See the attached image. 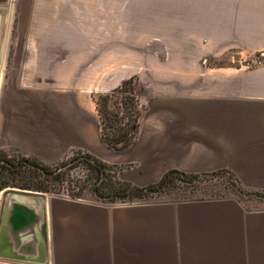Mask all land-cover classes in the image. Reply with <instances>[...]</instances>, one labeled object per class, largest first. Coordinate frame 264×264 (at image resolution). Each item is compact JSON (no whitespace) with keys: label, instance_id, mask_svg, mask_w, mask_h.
Instances as JSON below:
<instances>
[{"label":"crops","instance_id":"0c3cea01","mask_svg":"<svg viewBox=\"0 0 264 264\" xmlns=\"http://www.w3.org/2000/svg\"><path fill=\"white\" fill-rule=\"evenodd\" d=\"M147 1L145 21L135 10L126 33L120 0H84L86 28L73 26L74 0H0V69L12 31L28 36L20 50L31 68L0 83V148L45 162L80 148L129 164L119 178L137 185L169 168L224 169L264 193V0ZM62 51L74 52L73 75L40 80V65ZM260 51V64L242 62ZM131 74L145 89L138 130L112 149L100 138L92 97ZM40 195L10 203L0 264H264L262 203Z\"/></svg>","mask_w":264,"mask_h":264},{"label":"trees","instance_id":"16d2710c","mask_svg":"<svg viewBox=\"0 0 264 264\" xmlns=\"http://www.w3.org/2000/svg\"><path fill=\"white\" fill-rule=\"evenodd\" d=\"M141 90L137 76L131 74L120 80L113 88L96 93L92 97L98 119L100 138L107 146L115 149L123 148L135 138L140 115L138 99L142 95ZM74 157L72 156L70 159ZM67 162L63 158L53 162H45L18 150L6 151L0 148V190L17 188L48 192L66 188L78 195L84 184L76 186L75 190L74 187L70 186L68 179L65 177V173L71 165ZM87 163L96 175V179L90 186L91 192L97 197L109 201L146 197L153 193L172 189L177 185V180L187 184L205 174L225 173L232 176L237 182L236 178L224 169L194 173L175 168L165 170L157 180L143 185L133 184L127 180L111 181L105 178L97 181L107 164L95 157H92L91 161ZM237 185L235 189L239 194H262L260 191L247 189L238 182Z\"/></svg>","mask_w":264,"mask_h":264},{"label":"rangeland","instance_id":"374dc122","mask_svg":"<svg viewBox=\"0 0 264 264\" xmlns=\"http://www.w3.org/2000/svg\"><path fill=\"white\" fill-rule=\"evenodd\" d=\"M83 1L84 0H74V5L78 7L76 11H74L73 14V26L86 28L85 20L87 13L81 6L83 7ZM149 2V0L147 1ZM148 3L147 5H149ZM120 17H121V23H122V29L127 33L128 31V22L130 15L133 17L134 11L136 10L137 13V21L144 22L145 21V11H146V0H120ZM70 31V28L68 29ZM75 29H73L74 31ZM59 38H62L63 41H70V35H59ZM77 36H73V40ZM28 36H24L23 38L21 36H16L14 34V31L12 33L8 34L5 38V48L7 51H4V58L5 63L3 64L2 68L3 73L0 69V83L3 82L4 86L7 82V75H21V76H28L29 74H24V71H29L31 68L22 66L23 63H25L26 52L20 50V43L22 41H27ZM31 41V40H30ZM14 48H17V51H14ZM74 52H58V56L56 59L49 61L46 64L40 65V71L42 73V77H40V80H42L44 77L43 75H50L53 76L55 80H62L65 76H72L73 71L71 70L70 63H71V55ZM221 60H213L209 63H220ZM17 65V67H16ZM39 69V68H38ZM136 75V74H135ZM4 76V77H3ZM137 76V75H136ZM38 77V76H36ZM45 78H47L45 76ZM137 80L139 85L142 88V93L145 89H143L142 82L138 79ZM138 86V85H137ZM107 91V90H106ZM104 92V91H103ZM141 97V96H140ZM138 99V104L140 105V101L142 102V99ZM95 107V106H94ZM96 121L98 126V119L96 114ZM99 130V127H98ZM107 146V145H106ZM109 147V146H108ZM112 148V147H109ZM115 149V148H112ZM72 156H75L73 159H70ZM96 157L94 154L90 153L87 150H83L80 148H75L70 151H68L64 156H62L59 159H64L67 162V164H71L69 168L67 169L65 173V177L68 179V183L70 186L74 187V190L76 189V186L83 185L82 190L80 194H75L71 192V190L60 189L58 191L52 190L48 192H42L43 194L48 195H61L68 198H75V199H84V200H92V201H99V202H140V201H147V200H154V199H163V198H169V199H178V198H191V197H208V196H220V195H233L238 197V199H241L244 201L247 205H257L258 203L264 204V193L261 195L256 194H242L238 193L235 189L237 185V182L234 180L232 176L229 174H205L202 176H199L193 181L188 182L187 184H184L183 181L177 180V185L174 186L172 189L160 192V193H153L146 197H135L130 200H105L101 199L100 197H97L94 195L91 190L90 186L91 183L96 179L95 173L89 168L88 161H91V158ZM88 159V160H87ZM101 160V159H99ZM107 164L103 168V173L99 175L97 178V181H99L101 178H105L111 181L115 180H124L119 178V173L129 167V164L127 163H109L104 160H101ZM66 182V181H64ZM229 183V185H228ZM232 183L233 185H231Z\"/></svg>","mask_w":264,"mask_h":264},{"label":"water","instance_id":"95a60500","mask_svg":"<svg viewBox=\"0 0 264 264\" xmlns=\"http://www.w3.org/2000/svg\"><path fill=\"white\" fill-rule=\"evenodd\" d=\"M30 190H22L17 188H7L3 194V207L0 219V239L6 237L7 235V225L5 223L6 214L8 212L9 205L12 201H22L23 199H29V196H38L41 197L40 194L42 192L32 191L35 193L29 192Z\"/></svg>","mask_w":264,"mask_h":264},{"label":"built area","instance_id":"2783aa9c","mask_svg":"<svg viewBox=\"0 0 264 264\" xmlns=\"http://www.w3.org/2000/svg\"><path fill=\"white\" fill-rule=\"evenodd\" d=\"M263 59V51H260L252 56H247L245 58H242V62L245 65L251 66V65H257L262 62Z\"/></svg>","mask_w":264,"mask_h":264}]
</instances>
